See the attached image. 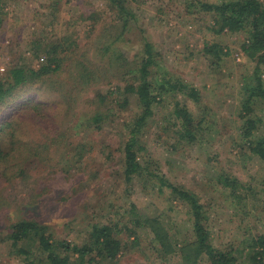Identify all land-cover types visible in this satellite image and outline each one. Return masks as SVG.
<instances>
[{"label":"rangeland","instance_id":"rangeland-1","mask_svg":"<svg viewBox=\"0 0 264 264\" xmlns=\"http://www.w3.org/2000/svg\"><path fill=\"white\" fill-rule=\"evenodd\" d=\"M54 1H1V75L20 61L39 66L40 61L33 59L31 42L43 29L75 39L77 52L66 57L52 77L24 84L0 103V264H28L24 255L12 250L7 237L19 220L45 225L44 233L52 240L80 244L93 223H117L120 228L127 220L125 214L132 219L157 216L169 232L173 251L161 256L150 230L141 226L137 228L138 244L119 256L115 264H183L179 244L183 237L192 235L185 204L145 174L130 182L124 179L126 124L140 110L135 97L131 96L127 107L118 108L119 95L114 93L103 101L96 96L97 92L107 95L123 84L114 77V64L109 68L108 52L99 40L103 34L89 33L92 21L85 18L93 12L100 14V26L102 20H118L107 0H60L55 20L50 12ZM129 1L135 18L115 47L127 59L138 60L142 38H147L159 66L196 87L201 96L197 103L180 95L162 97L138 136V143L143 145L137 151L139 160L174 184L197 193L208 211L213 244L229 247L233 243L240 262L247 264L251 238L264 233V160L238 145L241 85L243 76L251 73L239 47L240 34L215 35L200 29L201 23L187 22L194 14H187L186 0ZM108 28L105 32L109 36L116 33L115 28ZM204 43H218L229 54L213 62L204 52ZM73 59L97 67L98 78L82 85L76 79ZM175 99L184 103L196 120H205L192 142L179 134L183 128L172 112ZM36 103H42L43 113L35 115L30 110ZM96 106L105 113L115 107L113 114H105L98 128L88 123ZM222 176L236 179L252 191L238 200L222 184ZM132 205L136 214L129 213ZM119 237H125L124 232ZM23 244L33 250L28 242ZM156 246L161 250L160 244Z\"/></svg>","mask_w":264,"mask_h":264},{"label":"trees","instance_id":"trees-1","mask_svg":"<svg viewBox=\"0 0 264 264\" xmlns=\"http://www.w3.org/2000/svg\"><path fill=\"white\" fill-rule=\"evenodd\" d=\"M1 1L0 12L4 6ZM186 1L187 14H194L192 18H188L187 22L196 25L201 23L203 25H199L200 29L215 35L225 32L240 34L239 47L250 63L251 73L243 76L244 81L241 85L242 97L238 110L241 125L238 145L249 155L258 156L264 160V0ZM59 2L60 0H55L52 3L53 9L50 11L55 20H58L56 16L59 12ZM107 2L108 8L118 20L117 23L115 20H102L100 26L99 22L97 23L100 14L95 12L85 19L92 21L89 33L103 34L99 36V40L103 41L104 52H108L109 68H111L110 64H114L112 66L116 67L115 71L112 70L114 77L123 84L109 90L107 95H99L100 93L97 92L99 101L115 93L119 95L115 107L125 108L133 95L140 109L137 117L126 124L128 137L123 147L124 179L130 182L145 174L148 179L156 180L159 188L169 189L173 199L185 204L192 235L183 237L179 244L183 264H198L201 261H203L202 264H242L240 254L233 243H230L229 247L213 244V232L207 223L208 211L197 193L174 184L164 175H159L150 169L149 163L139 160L137 151L141 150L143 145L138 143V136L145 126L146 119L154 114L155 106L162 101V97L168 95L177 98L180 95L197 103L200 102L201 96L196 87L171 76L159 66L157 54L147 38H142L140 59H127L128 56L125 57L124 53L115 47V43L127 32L130 20L135 18L134 10L130 5L131 1L107 0ZM108 27L115 28L116 33L109 36V33L105 32L109 29ZM41 32L42 34L31 42L32 51L30 50L33 52V59L40 61L39 66L35 67L20 61L8 67L3 75L0 73V103L11 97L20 86L48 76L52 77V73L60 70L63 60L77 52L75 39L68 35H60L55 31H44V29ZM203 48L205 54L212 56L213 62L229 54L226 47L218 43H204ZM73 60L76 79H80L82 85H89L98 78L95 73L97 67L93 69L82 62ZM108 78L107 82L110 83L111 76L108 75ZM96 107L88 123L98 128L105 114L107 113V116L109 113L113 114L115 111L112 110L115 107L108 108L106 113L99 106ZM31 109L35 115L45 110L42 103L30 105ZM172 112L183 128L182 131L179 130V134L186 137L188 141L196 140L198 131L205 121L203 117L196 120L185 104L178 99H175ZM220 180L224 186L230 188V195L238 200L244 199L246 193L252 191L248 185L236 179L222 176ZM135 210V206L132 205L129 213L136 214ZM125 217L127 220L120 228L117 223L113 225L93 223L86 239L80 244L66 239L52 240L51 235L44 233L45 225L30 219L13 223L7 237L11 240L12 250L19 255H24L28 264H103V262L115 264L119 256L138 244L137 228L141 226H146L150 230L155 243L154 248L161 256H167L173 251L169 232L163 229L157 216L132 219L125 214ZM122 232L125 237H119ZM27 242L33 247L31 252L25 246H21ZM251 242V253L247 264H264V233L254 235ZM156 244L161 245V250L157 249ZM35 253L38 254L35 255Z\"/></svg>","mask_w":264,"mask_h":264}]
</instances>
